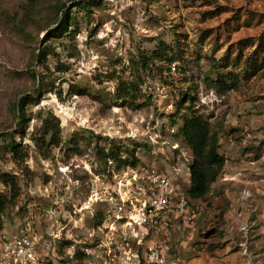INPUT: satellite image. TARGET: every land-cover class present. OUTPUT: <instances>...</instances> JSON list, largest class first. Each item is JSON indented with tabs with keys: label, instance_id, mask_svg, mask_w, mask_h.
<instances>
[{
	"label": "rangeland",
	"instance_id": "obj_1",
	"mask_svg": "<svg viewBox=\"0 0 264 264\" xmlns=\"http://www.w3.org/2000/svg\"><path fill=\"white\" fill-rule=\"evenodd\" d=\"M79 1L0 0V232L27 224L62 249L95 231L143 255L162 232L137 224L156 169L197 210L158 221L180 264H264V0ZM194 115L225 159L201 199Z\"/></svg>",
	"mask_w": 264,
	"mask_h": 264
},
{
	"label": "built area",
	"instance_id": "obj_2",
	"mask_svg": "<svg viewBox=\"0 0 264 264\" xmlns=\"http://www.w3.org/2000/svg\"><path fill=\"white\" fill-rule=\"evenodd\" d=\"M143 189V203L139 215V226L156 227L162 230L168 223H158L164 216H176L192 226L197 218V210L184 199H180L176 187L169 177L156 169L146 171ZM5 220V217L2 216ZM101 230V227L98 228ZM124 242L127 237L123 235ZM96 232L90 233L85 241H73L62 249L54 236L44 237L36 234L31 227L18 225L4 226L0 232V264H170L168 249L153 245L146 248L143 255L114 247L112 237L110 244L98 242ZM129 246V244H127Z\"/></svg>",
	"mask_w": 264,
	"mask_h": 264
},
{
	"label": "trees",
	"instance_id": "obj_3",
	"mask_svg": "<svg viewBox=\"0 0 264 264\" xmlns=\"http://www.w3.org/2000/svg\"><path fill=\"white\" fill-rule=\"evenodd\" d=\"M84 1L80 0L76 6H81ZM69 23V15L65 13L60 26L51 30L48 35L57 34L61 27ZM28 103L26 98L19 102V110H23ZM183 138L186 144L191 149L194 160L190 166V182L191 186L188 190V195L192 199H201L206 196L210 190V186L219 176L220 170L225 164V159L219 152V143L215 135H210L203 116L194 115L184 121ZM12 152L17 155L19 150L14 146ZM208 160H207V159ZM132 168L138 166V161L131 164ZM2 180L9 184L12 188L13 199L19 197L20 187L14 177L10 175H2ZM5 206L0 204V213L4 212Z\"/></svg>",
	"mask_w": 264,
	"mask_h": 264
},
{
	"label": "crops",
	"instance_id": "obj_4",
	"mask_svg": "<svg viewBox=\"0 0 264 264\" xmlns=\"http://www.w3.org/2000/svg\"><path fill=\"white\" fill-rule=\"evenodd\" d=\"M174 225H175V223H172L170 225V228H171L170 233L167 234L168 230L164 231V229H166V228H164L162 230H159V231H162L161 232L162 234L160 233L161 235L160 234L158 235V233H157L156 236L153 237L149 241L151 244L162 246V247H165L166 249H168V261L170 262V264H180V262L178 260V256L180 257V252L178 251V248L176 247V240L172 234V232L175 230ZM168 226H169V223H168ZM164 235H167V236H164ZM171 248L172 249L175 248V250H172Z\"/></svg>",
	"mask_w": 264,
	"mask_h": 264
}]
</instances>
